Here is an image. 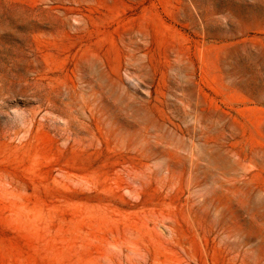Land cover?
Segmentation results:
<instances>
[{"label":"rangeland","instance_id":"374dc122","mask_svg":"<svg viewBox=\"0 0 264 264\" xmlns=\"http://www.w3.org/2000/svg\"><path fill=\"white\" fill-rule=\"evenodd\" d=\"M0 264H264V0H0Z\"/></svg>","mask_w":264,"mask_h":264}]
</instances>
